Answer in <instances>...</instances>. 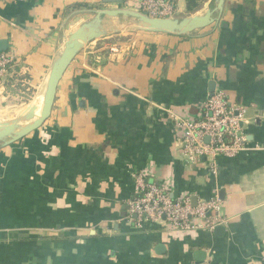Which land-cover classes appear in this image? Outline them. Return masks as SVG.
<instances>
[{"label": "crops", "instance_id": "0c3cea01", "mask_svg": "<svg viewBox=\"0 0 264 264\" xmlns=\"http://www.w3.org/2000/svg\"><path fill=\"white\" fill-rule=\"evenodd\" d=\"M106 1L0 0L17 71L0 82V110L35 99L68 36L94 10L118 7ZM176 3L180 17L193 14ZM212 82L246 107L253 147L219 157L216 175L185 157L172 117L196 116ZM139 172L171 182L175 196L223 190L224 230L127 222ZM0 264H264V0H225L219 22L191 34L125 30L85 45L44 125L0 144Z\"/></svg>", "mask_w": 264, "mask_h": 264}, {"label": "built area", "instance_id": "2783aa9c", "mask_svg": "<svg viewBox=\"0 0 264 264\" xmlns=\"http://www.w3.org/2000/svg\"><path fill=\"white\" fill-rule=\"evenodd\" d=\"M138 8L132 7V4ZM124 4L150 17H175L176 0H124ZM118 52L121 46L110 48ZM15 58L8 52H0V82L9 74L8 67ZM246 107L231 101L222 89L215 90L200 104L196 116L173 113L178 129L182 153L192 164L207 160L209 172L218 173L219 157H235L249 146L244 129ZM260 147L255 146L254 149ZM134 192L126 203L127 222L135 227L145 223L163 222L181 231L208 230L225 223L223 202L217 191L210 198L193 194L175 196L172 183L149 179L145 173L133 174Z\"/></svg>", "mask_w": 264, "mask_h": 264}, {"label": "water", "instance_id": "95a60500", "mask_svg": "<svg viewBox=\"0 0 264 264\" xmlns=\"http://www.w3.org/2000/svg\"><path fill=\"white\" fill-rule=\"evenodd\" d=\"M106 2H114L118 5L117 8H102L93 11L94 16L90 20L83 22L73 31L66 39L62 50L54 59L46 87L44 91L43 106L39 117L27 125H22L21 120L28 115V111L10 120H0V144L10 145L30 133L40 129L44 123L50 118L58 93L59 84L66 73L67 69L78 56L85 45L91 41L107 36L109 34L119 33L125 30H144L152 32H166L175 34H191L210 25L217 24L224 11L225 0H212L205 5V13H193L184 17H168L157 18L150 17L147 14L129 7H122L124 0H107ZM118 17L133 18L137 21L134 27L119 28L113 23ZM9 47L7 40H0V52L6 51ZM213 86L215 83H211ZM221 199L225 198V193L222 190L219 193ZM197 197L193 196V203L196 204ZM222 224L216 226L215 232L223 231ZM163 244L158 245V250L164 249ZM204 252H199L198 259Z\"/></svg>", "mask_w": 264, "mask_h": 264}, {"label": "rangeland", "instance_id": "374dc122", "mask_svg": "<svg viewBox=\"0 0 264 264\" xmlns=\"http://www.w3.org/2000/svg\"><path fill=\"white\" fill-rule=\"evenodd\" d=\"M176 2H179V0H176ZM176 5H177V3H176ZM131 6L138 8L137 5H135L134 3ZM122 7H127V6L124 4ZM178 8H179V6H177V10H178ZM178 11L175 15L176 17L181 16V15H179ZM115 21H116L115 26H117L119 28L134 27L137 25V21L134 20L133 18L118 17L115 19ZM108 40H111V39H108ZM105 41H107V40H102L100 42H105ZM23 101H26V99H24V100L16 99L15 101L9 103V105H10L9 108H7L5 110H0V120L1 121L10 120V119H13L17 116L24 114L26 111H28V107L32 104V102L34 100H32V102H28V103H24ZM247 117H248V114L246 115V118Z\"/></svg>", "mask_w": 264, "mask_h": 264}, {"label": "trees", "instance_id": "16d2710c", "mask_svg": "<svg viewBox=\"0 0 264 264\" xmlns=\"http://www.w3.org/2000/svg\"><path fill=\"white\" fill-rule=\"evenodd\" d=\"M185 1H186L187 10L189 12L195 13L196 11L201 9V7L205 4L206 0H185ZM13 68H14L13 65H10L8 67L9 72H11ZM13 72L16 73L17 71L13 70ZM14 80H15L14 76L8 77L7 79L6 88L8 93L16 94L17 93L16 89L22 87L20 83L15 84ZM32 99H33V95L31 94V92H27L26 101H31Z\"/></svg>", "mask_w": 264, "mask_h": 264}, {"label": "bare ground", "instance_id": "6f19581e", "mask_svg": "<svg viewBox=\"0 0 264 264\" xmlns=\"http://www.w3.org/2000/svg\"><path fill=\"white\" fill-rule=\"evenodd\" d=\"M42 85L43 86L41 87L34 101L28 107L29 109V111L27 112L28 115L21 120L22 125H27L39 117L42 106H43V98H44L43 96H44V91L46 87V82Z\"/></svg>", "mask_w": 264, "mask_h": 264}]
</instances>
